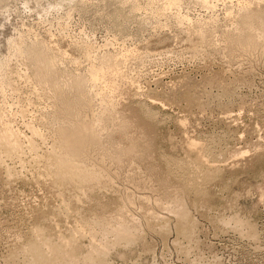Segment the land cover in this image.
<instances>
[{
  "label": "rangeland",
  "instance_id": "rangeland-1",
  "mask_svg": "<svg viewBox=\"0 0 264 264\" xmlns=\"http://www.w3.org/2000/svg\"><path fill=\"white\" fill-rule=\"evenodd\" d=\"M169 1L0 0V264H264V0Z\"/></svg>",
  "mask_w": 264,
  "mask_h": 264
},
{
  "label": "bare ground",
  "instance_id": "bare-ground-1",
  "mask_svg": "<svg viewBox=\"0 0 264 264\" xmlns=\"http://www.w3.org/2000/svg\"><path fill=\"white\" fill-rule=\"evenodd\" d=\"M171 1V0H170ZM169 1V2H170ZM172 3V2H171ZM14 48L16 49V47L14 46ZM44 48V47H43ZM43 48H41V50L43 49ZM17 50V49H16ZM48 50V49H47ZM17 52V51H16ZM49 52V51H48ZM13 53V52H12ZM14 54H16V53H13V55ZM23 54H26L27 55V57H28V59L30 58V55H31V52L30 51H26V52H24ZM12 55V54H11ZM42 55V54H41ZM43 55H45V54H43ZM48 55H49V53H48ZM46 56V55H45ZM57 56V55H56ZM10 57V56H9ZM47 57V56H46ZM52 58V57H51ZM53 58H55V57H53ZM4 60H7V59H5L4 58ZM10 60V59H9ZM121 59L120 58H116L113 62H112V65H111V70H113V71H118V65H119V61H120ZM8 61V60H7ZM54 61V60H53ZM58 61V60H57ZM55 62V61H54ZM49 63V62H48ZM53 65V64H52ZM49 66V65H48ZM50 67V66H49ZM52 67V66H51ZM8 68V67H7ZM120 68V67H119ZM15 89V88H14ZM195 155V154H194ZM204 155V154H203ZM207 156V155H206ZM204 157H205V155H204ZM196 158V157H195ZM209 161V160H208ZM205 172V171H204Z\"/></svg>",
  "mask_w": 264,
  "mask_h": 264
}]
</instances>
